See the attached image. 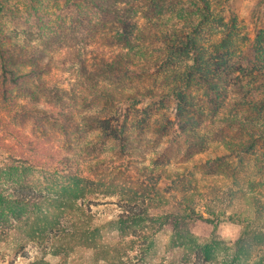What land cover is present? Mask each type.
Listing matches in <instances>:
<instances>
[{
    "label": "rangeland",
    "instance_id": "rangeland-1",
    "mask_svg": "<svg viewBox=\"0 0 264 264\" xmlns=\"http://www.w3.org/2000/svg\"><path fill=\"white\" fill-rule=\"evenodd\" d=\"M1 58L0 106L31 92L12 122L34 180L77 184L93 221L120 197L179 203L193 211L181 230L218 242L214 264L245 223L264 230V0H0ZM252 247L249 264H264ZM52 252L30 243L13 264H56Z\"/></svg>",
    "mask_w": 264,
    "mask_h": 264
},
{
    "label": "trees",
    "instance_id": "trees-1",
    "mask_svg": "<svg viewBox=\"0 0 264 264\" xmlns=\"http://www.w3.org/2000/svg\"><path fill=\"white\" fill-rule=\"evenodd\" d=\"M5 67L2 59L3 74L8 72ZM17 78V75L10 77V81L17 83ZM27 91L18 99L31 98V92ZM18 99L7 100L4 95L1 100L7 101V107L0 106V150L3 151L0 156V264L6 259H10L8 264H13L20 251L34 242L41 250L51 249L58 256L56 264H214L219 255L218 242L198 241L189 232H183L181 223L193 211H189V216L184 215L179 203L178 207L175 204L165 208L150 198L120 197L116 201L120 206L116 214L108 220L93 221L94 215L88 209L90 202L77 201V184L69 188L60 180H34L31 157L26 154V150L31 151V138L22 129L17 131L12 122L16 112L20 117L22 111L31 113V105L27 109L28 103H20ZM40 116L53 121L52 114ZM43 162H35V167L42 166ZM61 162L68 163L56 161V164ZM168 223L174 228L172 243L160 262L152 261L154 238ZM257 244H264V230L253 231L245 223L231 247L219 250H233L232 255L225 257L231 256L229 264H249L253 260L250 259L252 250H256L252 246ZM261 258L264 259V254ZM26 264L49 263L35 258Z\"/></svg>",
    "mask_w": 264,
    "mask_h": 264
}]
</instances>
